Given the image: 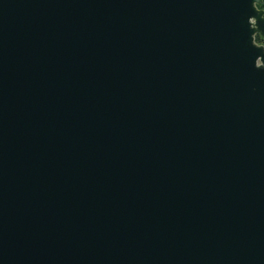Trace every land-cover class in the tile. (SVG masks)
Returning a JSON list of instances; mask_svg holds the SVG:
<instances>
[{
	"label": "water",
	"instance_id": "1",
	"mask_svg": "<svg viewBox=\"0 0 264 264\" xmlns=\"http://www.w3.org/2000/svg\"><path fill=\"white\" fill-rule=\"evenodd\" d=\"M264 0H0V264H264Z\"/></svg>",
	"mask_w": 264,
	"mask_h": 264
},
{
	"label": "flooded vegetation",
	"instance_id": "2",
	"mask_svg": "<svg viewBox=\"0 0 264 264\" xmlns=\"http://www.w3.org/2000/svg\"><path fill=\"white\" fill-rule=\"evenodd\" d=\"M257 42L259 44H263L264 45V40L260 36L257 37Z\"/></svg>",
	"mask_w": 264,
	"mask_h": 264
},
{
	"label": "trees",
	"instance_id": "3",
	"mask_svg": "<svg viewBox=\"0 0 264 264\" xmlns=\"http://www.w3.org/2000/svg\"><path fill=\"white\" fill-rule=\"evenodd\" d=\"M264 3V2H263ZM263 9H264V5H263V7H262Z\"/></svg>",
	"mask_w": 264,
	"mask_h": 264
}]
</instances>
